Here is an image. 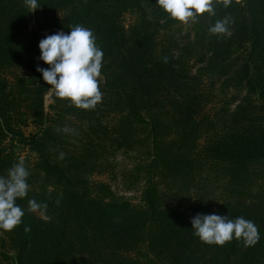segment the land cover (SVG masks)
<instances>
[{"label":"trees","instance_id":"1","mask_svg":"<svg viewBox=\"0 0 264 264\" xmlns=\"http://www.w3.org/2000/svg\"><path fill=\"white\" fill-rule=\"evenodd\" d=\"M38 4L0 0V176L21 160L7 140L36 155L22 223L0 230V264H264V0H214L215 15L188 25L157 0ZM224 17L231 36L210 34ZM75 25L104 53L102 101L56 98L50 118L39 44ZM119 179L138 203L116 192ZM31 199L50 219L27 211ZM198 214L250 220L259 241L204 244Z\"/></svg>","mask_w":264,"mask_h":264},{"label":"clouds","instance_id":"2","mask_svg":"<svg viewBox=\"0 0 264 264\" xmlns=\"http://www.w3.org/2000/svg\"><path fill=\"white\" fill-rule=\"evenodd\" d=\"M225 7L230 0H223ZM25 7L30 13L39 6L38 0H24ZM214 0H157V7L162 9L170 19L180 25L196 22L204 14L215 15ZM230 18L217 20L209 28V32L217 37H230ZM69 34L60 31L47 36L40 41V59L49 68L37 67L43 80L50 86L46 95L66 101L69 106L78 109L92 110L102 101L99 87L104 53L97 47L93 32L84 26L70 27ZM167 63V58L164 60ZM64 133H72L73 129L65 126ZM64 154H60L63 159ZM30 173L21 159L0 176V230L12 232L22 223L25 211L18 205L17 200L27 196L30 185ZM59 204V200L56 201ZM48 205L31 199L27 211L38 214L44 219ZM193 234L207 245L223 247L233 239L243 240L245 247H253L259 241V232L255 224L243 217L235 220L217 214H198L192 218ZM24 231H30L25 227Z\"/></svg>","mask_w":264,"mask_h":264},{"label":"rangeland","instance_id":"3","mask_svg":"<svg viewBox=\"0 0 264 264\" xmlns=\"http://www.w3.org/2000/svg\"><path fill=\"white\" fill-rule=\"evenodd\" d=\"M131 21L130 16L125 17V23L128 25ZM220 89V88H217ZM57 108L56 104V98L55 97H48L47 95L45 96V113L47 114L48 117H52L53 114L55 113V109ZM22 132L26 137H31L35 135L37 132V129L35 125L29 121V125L27 127H22L21 128ZM7 147H12L14 153H16L17 156H19L20 159H23L25 163L32 165L34 162H36V155L34 153H31L28 147L21 146L17 142L11 143L10 140H7ZM118 162H120L121 167L127 166V161L124 160V156L121 155L118 158ZM32 167V166H31ZM113 187L116 190L117 193H119L120 196L127 197L131 202L133 203H138L139 197H140V192L136 189L132 190H127L126 186L124 185L123 181L120 179L116 182H113Z\"/></svg>","mask_w":264,"mask_h":264}]
</instances>
